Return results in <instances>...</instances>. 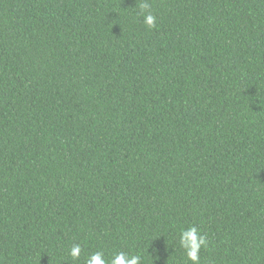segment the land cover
Segmentation results:
<instances>
[{
    "label": "trees",
    "instance_id": "1",
    "mask_svg": "<svg viewBox=\"0 0 264 264\" xmlns=\"http://www.w3.org/2000/svg\"><path fill=\"white\" fill-rule=\"evenodd\" d=\"M191 225L264 264V0H0V264H192Z\"/></svg>",
    "mask_w": 264,
    "mask_h": 264
},
{
    "label": "clouds",
    "instance_id": "2",
    "mask_svg": "<svg viewBox=\"0 0 264 264\" xmlns=\"http://www.w3.org/2000/svg\"><path fill=\"white\" fill-rule=\"evenodd\" d=\"M149 5L141 2L138 8V15L143 16L144 24L149 28L156 26V16L147 11ZM206 235L201 234L195 225L182 228L179 232V246L184 250L185 256L192 264H200V250L206 247ZM81 245L73 244L69 249V256L73 260H78L81 256ZM140 255L125 253L124 251L115 252L109 259L105 258L102 250L91 252L84 260V264H141Z\"/></svg>",
    "mask_w": 264,
    "mask_h": 264
}]
</instances>
